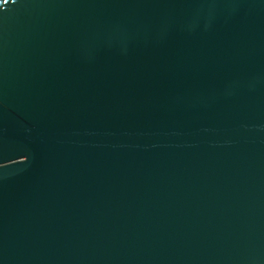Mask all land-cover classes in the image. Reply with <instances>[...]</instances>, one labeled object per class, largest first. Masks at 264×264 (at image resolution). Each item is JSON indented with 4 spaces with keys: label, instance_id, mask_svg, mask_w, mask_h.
Listing matches in <instances>:
<instances>
[{
    "label": "water",
    "instance_id": "water-1",
    "mask_svg": "<svg viewBox=\"0 0 264 264\" xmlns=\"http://www.w3.org/2000/svg\"><path fill=\"white\" fill-rule=\"evenodd\" d=\"M0 264H264V0H0Z\"/></svg>",
    "mask_w": 264,
    "mask_h": 264
}]
</instances>
